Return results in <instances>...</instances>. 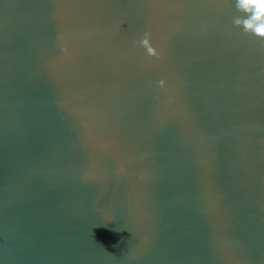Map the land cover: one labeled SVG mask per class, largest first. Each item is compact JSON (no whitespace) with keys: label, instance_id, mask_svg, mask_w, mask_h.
Here are the masks:
<instances>
[{"label":"water","instance_id":"1","mask_svg":"<svg viewBox=\"0 0 264 264\" xmlns=\"http://www.w3.org/2000/svg\"><path fill=\"white\" fill-rule=\"evenodd\" d=\"M235 3L0 0V264H264V38Z\"/></svg>","mask_w":264,"mask_h":264},{"label":"clouds","instance_id":"2","mask_svg":"<svg viewBox=\"0 0 264 264\" xmlns=\"http://www.w3.org/2000/svg\"><path fill=\"white\" fill-rule=\"evenodd\" d=\"M235 7L243 15L234 19V25L241 27L245 34L264 38V0H236ZM138 43L147 50L149 56H159L150 42L149 33H145ZM163 83L160 81L161 85Z\"/></svg>","mask_w":264,"mask_h":264}]
</instances>
